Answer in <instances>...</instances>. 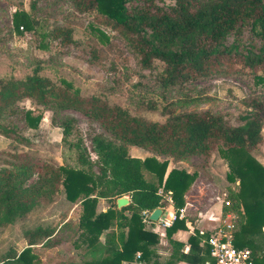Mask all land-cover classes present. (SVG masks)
<instances>
[{
    "label": "trees",
    "instance_id": "obj_1",
    "mask_svg": "<svg viewBox=\"0 0 264 264\" xmlns=\"http://www.w3.org/2000/svg\"><path fill=\"white\" fill-rule=\"evenodd\" d=\"M72 1L79 12H96L106 18L107 27L137 57L141 67L152 70L159 66L157 80L164 90L228 73L250 75L258 83L264 81V0ZM13 18L17 32L20 27L32 30L36 23L24 11L16 12ZM92 30L99 33L102 44H111L105 33ZM51 38L61 45L75 44L72 30L67 27H56ZM42 71L41 62H36L21 79L0 77V119L7 109L27 99L43 107L78 112L97 121L110 138L100 134L91 137V153L96 157L93 160L81 139L68 141L72 119H64V143L75 156L76 166L44 165L49 172L37 185H27L40 168L36 165L20 163L13 169H0V225L31 212L37 198L46 190L56 192L55 184L60 182L66 200L78 202L81 207V238L90 255L96 256L83 264H122L133 261L136 254L141 262H148L159 238L145 231L141 213L164 207L166 203L158 194L161 188L179 211L184 207L183 195L195 178L176 169L166 175L168 162L156 157L182 160L208 157L217 150L229 167L227 180H239V191L229 194L237 215L234 247L248 248L252 263L264 264V252L259 253L254 244L255 238L264 234V166L250 154L262 142L264 105L259 99L245 102L248 112L238 126L229 125L210 110L172 115L164 123L151 122L110 106L99 97L82 98L70 83H56ZM24 120L34 128L40 116L25 111ZM0 131L12 133L1 122ZM132 147L153 156L136 157L131 154ZM124 195L129 196L130 204L117 210L115 201ZM98 199L107 200L111 206L96 214ZM227 211L222 204L218 213L209 214L220 220ZM115 225L117 235L108 233L101 244L102 233ZM182 228V221L173 222L166 230L167 238ZM53 232L42 227L25 231L26 248L20 253L9 250L0 264H40L33 247L48 240ZM195 232L198 234V230ZM169 242L174 260L165 264L211 261L209 247H200L196 236L188 239V253H183L184 244Z\"/></svg>",
    "mask_w": 264,
    "mask_h": 264
},
{
    "label": "rangeland",
    "instance_id": "obj_2",
    "mask_svg": "<svg viewBox=\"0 0 264 264\" xmlns=\"http://www.w3.org/2000/svg\"><path fill=\"white\" fill-rule=\"evenodd\" d=\"M19 11L35 19L32 30L20 27L17 32L14 29L13 16ZM105 22L106 18L96 12H79L72 0H0V77L21 79L36 62H41L45 76L56 83L60 80L70 83L79 90L82 98L96 96L134 117L159 123L172 115L210 110L222 116L229 125L238 126L243 124L242 117L248 112L245 102L257 98L264 105V81L258 83L250 75H215L190 82L182 88L164 90L157 80L160 67L152 70L141 67L137 57ZM56 27L70 28L75 44L61 45L52 39L51 32ZM92 28L105 33L111 44H102L99 33ZM25 111L40 116L36 127H30L24 120ZM262 117L264 125V112ZM64 119H72L68 141L75 143L81 139L89 157L96 160L91 153V137L100 134L110 138L97 121L75 111L56 110L23 99L7 109L0 119L1 124L12 131L9 134L0 131V169H13L20 163L36 165L40 168L35 170L27 185H37L49 172L47 168L43 169L44 165L76 166L75 156L64 143L61 128ZM134 149L132 147L130 151H136ZM250 154L264 166V126L262 142ZM136 156L153 155L137 150ZM156 158L168 162L166 175L172 169L195 175L183 195L184 207L188 219L199 231L205 235L211 233L218 222L209 223L208 217L221 209L220 194L239 191L238 179L233 183L227 180L230 173L227 162L217 150L208 157ZM55 187L56 192L55 189L53 192L46 190L37 198L31 212L0 225V262L9 250L20 253L25 249V231L37 227L54 230L48 240L33 247L40 264H83L96 257L90 255L81 238L79 203L66 200L60 182ZM98 202L99 199L96 214L103 213L97 211L106 207V202L101 201V205ZM104 232L100 238L104 239ZM158 238L155 262L163 264L169 260L170 248L165 235ZM254 244L263 254L264 234L255 238Z\"/></svg>",
    "mask_w": 264,
    "mask_h": 264
},
{
    "label": "built area",
    "instance_id": "obj_3",
    "mask_svg": "<svg viewBox=\"0 0 264 264\" xmlns=\"http://www.w3.org/2000/svg\"><path fill=\"white\" fill-rule=\"evenodd\" d=\"M158 194L162 197V200L167 204H172L171 197L165 194L162 188L158 191ZM221 203L228 209L226 214L217 220L215 217H210L211 222H218L217 227H214L208 235H205L203 231L198 230V234L190 228V233L199 239L202 246L209 247V257L211 259L210 264H253L252 253L248 248L237 249L234 247V232L237 222V215L233 211L232 200L229 198V193L223 191L220 194ZM162 209V207H158ZM184 210L178 211L176 214L171 215L169 219H158V223L163 228H169L173 224L174 220L178 217H183ZM152 211H143L141 218L144 223L149 222V215ZM139 258V254L137 255Z\"/></svg>",
    "mask_w": 264,
    "mask_h": 264
},
{
    "label": "crops",
    "instance_id": "obj_4",
    "mask_svg": "<svg viewBox=\"0 0 264 264\" xmlns=\"http://www.w3.org/2000/svg\"><path fill=\"white\" fill-rule=\"evenodd\" d=\"M134 150H138V149H134ZM136 151H132L131 152V154L133 155V154H135V156H136ZM139 151V150H138ZM136 157H140V156H136ZM141 158V157H140ZM125 197H127V198H129V196H127V195H124ZM101 201H103V202H106L105 204H106V207L105 208H103V209H101V211H97V213H99V212H105L110 206H111V203H109L107 200H105V199H99V204H100V202ZM129 204H130V198H129ZM128 204V205H129ZM101 205V204H100ZM103 206V205H102ZM117 209V208H116ZM118 210V209H117ZM179 211L180 210H184L185 212H184V216L183 217H178L176 220H174V222L175 221H182L183 222V224H184V228H182L181 230H178L177 232H175L174 234H172L171 236H170V238H167V236H166V230L167 229H169V228H163L161 225H160V223H158V221L157 222H152V221H150L149 220V222H147V223H144L143 222V224H144V229H145V231H149V232H152V233H154L155 235H158V236H163V235H165V241H166V243H167V246L170 248V256H169V260H167V262H170V261H173L174 259L171 257V255H172V252H173V248H172V246H171V244H170V242H169V239L170 240H172V241H176V242H178V243H181V244H184L185 245V247H184V249H183V253H188V250H189V244H188V239H189V237H193V235L190 233V228H192L194 231L195 230H198V227L197 226H194V224L192 223V222H190V220L188 219V213H187V209H186V207H182L181 209H178ZM178 211L177 210H175L174 209V207H173V205L172 204H165L164 205V207H162V214H161V218L162 219H169L170 217H171V215H173V214H176ZM126 215H128V213L126 212L125 213ZM213 215H211V216H209L208 217V222L209 223H212L210 220H209V218L210 217H212ZM213 217H215V216H213ZM209 227H210V225H209ZM263 230H264V228H263ZM117 235V228H116V225H115V227L114 228H112L111 230H109V231H106V232H104V239L103 238H100L101 240H100V242H101V244H104V241H105V238H106V235L108 234V233H113V232ZM196 233V232H195ZM102 237V236H101ZM195 237V236H194ZM159 242H160V240H159ZM159 242H158V244H156L153 248H152V255L150 256V258H149V260H148V262H141L140 260H139V258H137V255L138 254H136V256H135V259L133 260V261H131V262H122V264H156V262H155V257H156V252H157V246L159 245ZM199 246L200 247H204V246H202L201 244H200V242H199ZM140 257V256H139ZM167 262H164L163 264H165V263H167ZM174 264H188V263H185V262H175L174 261ZM204 264H210V262L209 261H206Z\"/></svg>",
    "mask_w": 264,
    "mask_h": 264
},
{
    "label": "water",
    "instance_id": "obj_5",
    "mask_svg": "<svg viewBox=\"0 0 264 264\" xmlns=\"http://www.w3.org/2000/svg\"><path fill=\"white\" fill-rule=\"evenodd\" d=\"M129 204V198L125 196H121L116 199L115 205L118 210L125 208ZM162 214V209L156 208L152 211V213L149 215V220L152 222H157Z\"/></svg>",
    "mask_w": 264,
    "mask_h": 264
}]
</instances>
